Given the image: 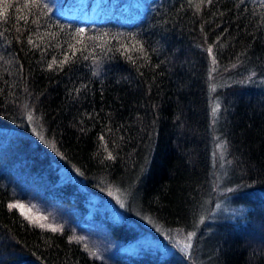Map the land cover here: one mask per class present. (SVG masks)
<instances>
[{
  "label": "trees",
  "instance_id": "16d2710c",
  "mask_svg": "<svg viewBox=\"0 0 264 264\" xmlns=\"http://www.w3.org/2000/svg\"><path fill=\"white\" fill-rule=\"evenodd\" d=\"M92 196L188 254L101 260L9 207ZM0 264H264V0H0Z\"/></svg>",
  "mask_w": 264,
  "mask_h": 264
},
{
  "label": "rangeland",
  "instance_id": "374dc122",
  "mask_svg": "<svg viewBox=\"0 0 264 264\" xmlns=\"http://www.w3.org/2000/svg\"><path fill=\"white\" fill-rule=\"evenodd\" d=\"M70 12L72 11L70 10ZM219 146L220 144H218ZM219 150H217L216 155ZM53 173H58L55 179L56 182H60L67 176H64L65 172L62 166H56ZM67 177L74 182L72 184L75 185L78 195L84 196L85 189L82 182L76 179L74 175ZM56 182L53 183L52 189H48L50 192L56 189ZM229 189H232V187L222 189L217 194L218 200L213 208L214 217L218 213L224 215L239 213L238 208L230 198L232 194L227 193ZM89 199L90 205L84 209L77 208L75 205L64 206L57 201H44L37 197L29 198L28 201L21 203L19 206H23V208H20L25 217L44 227L54 228L59 224L68 225L70 235L82 244L89 255L101 260L112 261L116 254L130 250L134 252L147 249L151 253L157 252L161 255L178 250L185 255L188 254L192 243V232L168 231L162 233L158 232L157 229L159 228L155 227L157 229L152 233L148 230L138 232L139 234L132 240L122 242L115 239L109 234L105 224L106 219H121L115 205L106 198L92 196Z\"/></svg>",
  "mask_w": 264,
  "mask_h": 264
},
{
  "label": "snow or ice",
  "instance_id": "6c2138e0",
  "mask_svg": "<svg viewBox=\"0 0 264 264\" xmlns=\"http://www.w3.org/2000/svg\"><path fill=\"white\" fill-rule=\"evenodd\" d=\"M209 51L211 52V49H209ZM109 158H111V155H109ZM10 208H13V207H21L23 208V206H17V205H9ZM43 226V225H41ZM53 231H56V229H52ZM191 235V234H190Z\"/></svg>",
  "mask_w": 264,
  "mask_h": 264
}]
</instances>
